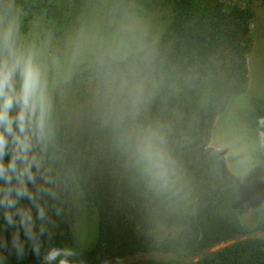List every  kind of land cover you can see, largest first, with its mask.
Here are the masks:
<instances>
[{
    "label": "trees",
    "instance_id": "obj_1",
    "mask_svg": "<svg viewBox=\"0 0 264 264\" xmlns=\"http://www.w3.org/2000/svg\"><path fill=\"white\" fill-rule=\"evenodd\" d=\"M125 14L145 26L139 36L159 91L141 119L169 128L185 184L179 199L149 191L118 150L94 53L72 72L60 71L78 33L110 32ZM0 15L18 18L19 44L36 48L48 70L55 167L66 185L52 244L75 248L86 264H264V182L243 185L211 144L216 118L248 88L254 0H0ZM244 117L259 129L264 100L253 99ZM259 157L264 161V145ZM90 213L96 232L85 244ZM8 264L42 261L29 250Z\"/></svg>",
    "mask_w": 264,
    "mask_h": 264
},
{
    "label": "clouds",
    "instance_id": "obj_2",
    "mask_svg": "<svg viewBox=\"0 0 264 264\" xmlns=\"http://www.w3.org/2000/svg\"><path fill=\"white\" fill-rule=\"evenodd\" d=\"M113 23L107 33H78L72 60L94 53L118 150L149 191L179 199L185 184L169 148V128L141 119L159 91L152 56L133 17L125 14ZM19 27L18 18L0 15V264L11 255L21 261L29 250L42 264H86L75 248L52 244L66 189L55 167L54 104L41 53L19 44ZM258 124L264 145V118Z\"/></svg>",
    "mask_w": 264,
    "mask_h": 264
},
{
    "label": "rangeland",
    "instance_id": "obj_3",
    "mask_svg": "<svg viewBox=\"0 0 264 264\" xmlns=\"http://www.w3.org/2000/svg\"><path fill=\"white\" fill-rule=\"evenodd\" d=\"M242 0H226L227 3ZM255 16L251 23L252 47L248 53V88L243 94L233 95L225 111L213 125L211 144L223 154L229 170L244 185L251 182H264V161L259 157L261 143L258 129L249 123L244 115L252 108L253 99L264 100V5L254 0ZM144 33L145 26L137 24ZM50 43L53 44L51 37ZM83 57L72 60L69 49L59 63L61 73H70L79 66ZM264 210V202L262 204ZM246 222H249L246 219ZM96 232L95 217L89 214L82 229V239L90 244ZM109 264H117L108 261Z\"/></svg>",
    "mask_w": 264,
    "mask_h": 264
},
{
    "label": "water",
    "instance_id": "obj_4",
    "mask_svg": "<svg viewBox=\"0 0 264 264\" xmlns=\"http://www.w3.org/2000/svg\"><path fill=\"white\" fill-rule=\"evenodd\" d=\"M240 238H242V237H241L240 235H237L236 238H233V239L227 240V241H225V242H221V243H219V244H217V245H215V246H212V247H210V248H208V249L205 248V249H207V250L210 251V252H214V251H217V250H219V249H221V248H223V247H226V246H228V245L234 243V242L236 241V239H240Z\"/></svg>",
    "mask_w": 264,
    "mask_h": 264
}]
</instances>
